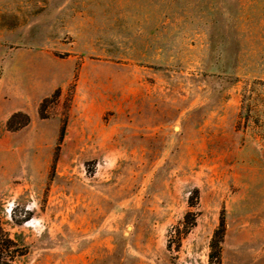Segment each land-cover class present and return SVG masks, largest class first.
I'll return each instance as SVG.
<instances>
[{
  "label": "rangeland",
  "instance_id": "374dc122",
  "mask_svg": "<svg viewBox=\"0 0 264 264\" xmlns=\"http://www.w3.org/2000/svg\"><path fill=\"white\" fill-rule=\"evenodd\" d=\"M263 205L264 0H0L2 263L249 264Z\"/></svg>",
  "mask_w": 264,
  "mask_h": 264
},
{
  "label": "trees",
  "instance_id": "16d2710c",
  "mask_svg": "<svg viewBox=\"0 0 264 264\" xmlns=\"http://www.w3.org/2000/svg\"><path fill=\"white\" fill-rule=\"evenodd\" d=\"M53 96L58 98L59 97V91H56L53 94ZM44 101H46V99ZM41 115H43L42 111H41ZM19 116H24L25 118L21 121H18V123L15 125L14 122H17L16 119ZM30 120H31L30 115L28 113H26L24 111H17L9 118V120L7 122V127L9 129H17V128H20L22 126L29 124ZM65 130H66V122L63 123V126L61 128L60 140L63 139V137L65 135ZM195 224H196V216H194V218L191 221H188L185 224V229L183 231L184 234L188 233L189 230H191L192 226H194ZM177 230H178L177 235L181 239L182 238L181 237V231L178 227H177ZM225 232H226L225 220H224V218H222L220 225H219V228L215 231L214 236H213L212 241H211V244H210V246H211L210 264H222L223 263L222 252H223V242H224ZM8 241H9V236L4 231V229L1 225V221H0V247H3L6 244V242H8ZM1 258H2V256L0 253V264H13L11 261H6V262L2 263ZM10 260H13V259L11 258Z\"/></svg>",
  "mask_w": 264,
  "mask_h": 264
},
{
  "label": "crops",
  "instance_id": "0c3cea01",
  "mask_svg": "<svg viewBox=\"0 0 264 264\" xmlns=\"http://www.w3.org/2000/svg\"><path fill=\"white\" fill-rule=\"evenodd\" d=\"M248 219L250 222L246 229V236L242 227H236L237 237L241 242L248 243V249L250 250V252H253L255 251L256 247L259 248L260 246L264 245V205L258 207L257 209L250 210ZM234 228L235 227H232L229 224L227 236L232 233V230H236ZM251 257L252 254L249 253V264H264V257H260L257 260H253L251 259Z\"/></svg>",
  "mask_w": 264,
  "mask_h": 264
}]
</instances>
